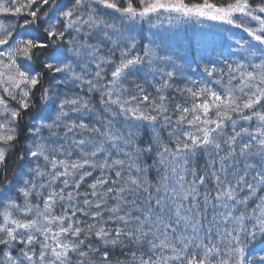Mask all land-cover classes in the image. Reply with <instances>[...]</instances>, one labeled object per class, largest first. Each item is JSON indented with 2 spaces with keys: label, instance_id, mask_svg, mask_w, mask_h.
Instances as JSON below:
<instances>
[{
  "label": "snow or ice",
  "instance_id": "1",
  "mask_svg": "<svg viewBox=\"0 0 264 264\" xmlns=\"http://www.w3.org/2000/svg\"><path fill=\"white\" fill-rule=\"evenodd\" d=\"M0 264H264V0H0Z\"/></svg>",
  "mask_w": 264,
  "mask_h": 264
},
{
  "label": "trees",
  "instance_id": "2",
  "mask_svg": "<svg viewBox=\"0 0 264 264\" xmlns=\"http://www.w3.org/2000/svg\"><path fill=\"white\" fill-rule=\"evenodd\" d=\"M182 31H183V30H182ZM145 87H148V86L145 85ZM149 90L151 91L152 89H149ZM170 95H174V94L170 93ZM97 99H98V98H97ZM172 102L174 103V101H172ZM21 143L23 144L24 141L21 140ZM15 164H16L15 157L10 158L9 163H8V171H9L10 174H11L13 168L15 167Z\"/></svg>",
  "mask_w": 264,
  "mask_h": 264
},
{
  "label": "rangeland",
  "instance_id": "3",
  "mask_svg": "<svg viewBox=\"0 0 264 264\" xmlns=\"http://www.w3.org/2000/svg\"><path fill=\"white\" fill-rule=\"evenodd\" d=\"M145 27H147V25H145ZM181 30H183V28ZM187 30H188L189 33H191L193 31V29H192L191 26H188V29Z\"/></svg>",
  "mask_w": 264,
  "mask_h": 264
}]
</instances>
